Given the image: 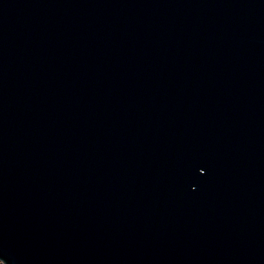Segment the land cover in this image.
Wrapping results in <instances>:
<instances>
[{
	"label": "water",
	"instance_id": "1",
	"mask_svg": "<svg viewBox=\"0 0 264 264\" xmlns=\"http://www.w3.org/2000/svg\"><path fill=\"white\" fill-rule=\"evenodd\" d=\"M2 264H264V0H0Z\"/></svg>",
	"mask_w": 264,
	"mask_h": 264
},
{
	"label": "rangeland",
	"instance_id": "2",
	"mask_svg": "<svg viewBox=\"0 0 264 264\" xmlns=\"http://www.w3.org/2000/svg\"><path fill=\"white\" fill-rule=\"evenodd\" d=\"M0 264H2V262H0Z\"/></svg>",
	"mask_w": 264,
	"mask_h": 264
}]
</instances>
